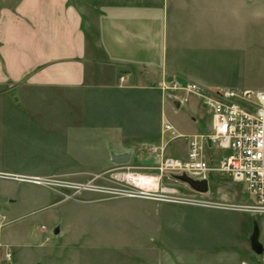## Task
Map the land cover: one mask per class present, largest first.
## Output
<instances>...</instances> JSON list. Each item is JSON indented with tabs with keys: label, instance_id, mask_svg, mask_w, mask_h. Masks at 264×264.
<instances>
[{
	"label": "crops",
	"instance_id": "0c3cea01",
	"mask_svg": "<svg viewBox=\"0 0 264 264\" xmlns=\"http://www.w3.org/2000/svg\"><path fill=\"white\" fill-rule=\"evenodd\" d=\"M263 21L264 0H0V213L18 219L28 205L54 197L5 175L112 187L131 152L161 142L165 123L182 135L187 154L186 137L209 131L211 116L200 97L161 85L178 79L208 91L228 88L217 82L222 64L240 39L252 35L261 44ZM124 154L129 163L114 162ZM91 195L73 198L100 210L69 215L79 221L77 232H90L82 224L89 220L94 232H115L118 205L146 201L162 213L143 220L141 232H159L176 252L197 248L205 236V251L217 255L212 264H247V238L262 216ZM55 221L71 232L63 213ZM16 239L0 240V264L3 255L10 264H56L52 249L27 251Z\"/></svg>",
	"mask_w": 264,
	"mask_h": 264
},
{
	"label": "rangeland",
	"instance_id": "374dc122",
	"mask_svg": "<svg viewBox=\"0 0 264 264\" xmlns=\"http://www.w3.org/2000/svg\"><path fill=\"white\" fill-rule=\"evenodd\" d=\"M252 28L247 29L248 33H252ZM261 33V44L257 40L255 42L252 35L240 39V43L237 42L235 44L239 45L234 47L237 48V51L230 52L229 61L222 64L223 67L221 66L222 69L218 74L219 79L217 82L222 87H228L222 89L264 92V21ZM219 90L221 89L213 90V92ZM186 147L184 139H176L166 147L165 153L168 156L185 158ZM131 155L133 156L129 164L118 167L117 184L108 188L131 189L135 188L132 183L134 182L144 189L152 188L153 192L158 195H165V198L162 199L170 200L169 202L173 200L181 201L180 203L183 204H191L190 201L201 202L204 204L198 206L208 208L213 207L211 206L213 203L232 207L253 203V199L246 192L244 185L236 184L228 175L216 174L212 176L208 180V192L201 194L194 191L187 184L176 180L171 174H162L159 170L157 158L152 156L147 149L138 148L135 150V154L131 152ZM150 177H156L159 180L155 183L156 180ZM93 185L106 187L101 183H94ZM39 188L44 189V193L53 194V202L47 200L37 206L28 205L26 207L27 212L20 215L22 217L18 219L17 216L12 213L9 214L7 210H3L6 216H3L2 220L0 219V229L3 228L1 232L5 240L17 238L21 244L25 245V250L27 251L30 246L38 253L41 252L40 250L48 251L52 249L53 253L50 257L56 264H212L214 262L213 259L217 256L205 251L207 242L210 241L205 236L201 237L200 240L202 242H197V245L200 244L197 248L194 247L193 250L186 248L176 252L173 248H170L171 251H169L167 246L161 242L163 236L159 232H141L143 220L149 217L156 220L157 217L161 216L162 212L149 206L148 202L136 199L123 201L124 204L118 205L115 213L117 216L116 223L112 226V230L115 232H94L95 229L99 228H95L94 222L90 220L82 222L83 225L85 224L83 229H88L90 232H77L79 229L78 225H80L79 221L77 219L68 220L69 215L80 214L87 218V216L92 217L95 214H99L100 210L80 206L73 201L74 199L92 196L91 194L117 198L127 197L104 194L92 190L78 191L76 189L58 187L52 189ZM143 200L156 201L151 199ZM58 201L67 202L62 206L54 205ZM50 203L54 204L51 205ZM125 204H129V206ZM64 209L65 214L63 212ZM31 211L36 212L28 214ZM61 213H63L67 224L71 228V232H60L58 229L59 233L55 234V230L59 228L58 225L61 223H56L55 216L59 218ZM4 214L0 213V215ZM245 218L248 220V215H245ZM256 225L259 229H263L264 215L258 216V222L253 226V231ZM43 227L46 229L44 230ZM41 229L42 231H47L42 232ZM252 234L253 232L247 238L249 248L247 251V264H264V255L256 254L251 248ZM174 241L179 243L181 239L177 238ZM167 243H169V247L173 245L172 238ZM177 246L184 247L182 242ZM11 250L13 251L12 247ZM3 258L6 264H10L6 261L4 255Z\"/></svg>",
	"mask_w": 264,
	"mask_h": 264
},
{
	"label": "built area",
	"instance_id": "2783aa9c",
	"mask_svg": "<svg viewBox=\"0 0 264 264\" xmlns=\"http://www.w3.org/2000/svg\"><path fill=\"white\" fill-rule=\"evenodd\" d=\"M161 88L200 97L212 119L209 131L186 137L188 151L185 158H175L165 153L166 147L182 135L170 123L164 124L161 142L145 145L149 153L157 158L161 173H169L174 177L186 175L195 180L207 181L216 174L228 175L236 184L244 185L253 203L238 207L216 203L211 206L264 215V92L236 89L213 92L180 80L163 83ZM5 177L49 189L92 190L127 198L170 201L162 199L165 195L156 194L152 188L144 189L134 182L135 188L116 189L96 187L92 182L76 184L56 178L21 175ZM150 178L155 179V183L159 180L156 177ZM190 202L200 206L204 204ZM0 219H3L2 215Z\"/></svg>",
	"mask_w": 264,
	"mask_h": 264
},
{
	"label": "water",
	"instance_id": "95a60500",
	"mask_svg": "<svg viewBox=\"0 0 264 264\" xmlns=\"http://www.w3.org/2000/svg\"><path fill=\"white\" fill-rule=\"evenodd\" d=\"M130 159V154L118 155L114 156L113 158L114 162H116L117 164H127L130 162ZM174 178L182 183L187 184L198 193L206 194L209 190V182L207 180H195L186 175L175 176ZM58 233L59 230L56 229L55 234ZM251 248L256 254L264 255V245L259 241V228L257 225L255 226L253 234L251 236Z\"/></svg>",
	"mask_w": 264,
	"mask_h": 264
},
{
	"label": "bare ground",
	"instance_id": "6f19581e",
	"mask_svg": "<svg viewBox=\"0 0 264 264\" xmlns=\"http://www.w3.org/2000/svg\"><path fill=\"white\" fill-rule=\"evenodd\" d=\"M171 193V192H170Z\"/></svg>",
	"mask_w": 264,
	"mask_h": 264
}]
</instances>
